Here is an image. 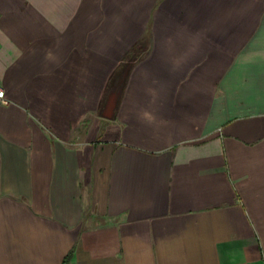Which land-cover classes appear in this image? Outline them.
Returning a JSON list of instances; mask_svg holds the SVG:
<instances>
[{"label": "crops", "instance_id": "0c3cea01", "mask_svg": "<svg viewBox=\"0 0 264 264\" xmlns=\"http://www.w3.org/2000/svg\"><path fill=\"white\" fill-rule=\"evenodd\" d=\"M0 264H264V0H0Z\"/></svg>", "mask_w": 264, "mask_h": 264}, {"label": "built area", "instance_id": "2783aa9c", "mask_svg": "<svg viewBox=\"0 0 264 264\" xmlns=\"http://www.w3.org/2000/svg\"><path fill=\"white\" fill-rule=\"evenodd\" d=\"M0 94H2V95H0V103L1 104H7L8 101L6 99L5 92L3 89H1V87H0Z\"/></svg>", "mask_w": 264, "mask_h": 264}, {"label": "trees", "instance_id": "16d2710c", "mask_svg": "<svg viewBox=\"0 0 264 264\" xmlns=\"http://www.w3.org/2000/svg\"><path fill=\"white\" fill-rule=\"evenodd\" d=\"M68 258H69V256L65 257V259H64L63 262H62V264H66Z\"/></svg>", "mask_w": 264, "mask_h": 264}, {"label": "snow or ice", "instance_id": "6c2138e0", "mask_svg": "<svg viewBox=\"0 0 264 264\" xmlns=\"http://www.w3.org/2000/svg\"><path fill=\"white\" fill-rule=\"evenodd\" d=\"M0 95H2V94H0Z\"/></svg>", "mask_w": 264, "mask_h": 264}]
</instances>
